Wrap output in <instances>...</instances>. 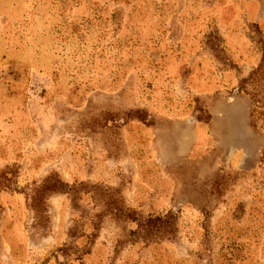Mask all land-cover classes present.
I'll use <instances>...</instances> for the list:
<instances>
[{"label": "rangeland", "instance_id": "rangeland-1", "mask_svg": "<svg viewBox=\"0 0 264 264\" xmlns=\"http://www.w3.org/2000/svg\"><path fill=\"white\" fill-rule=\"evenodd\" d=\"M0 264H264V0H0Z\"/></svg>", "mask_w": 264, "mask_h": 264}]
</instances>
